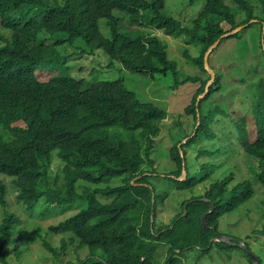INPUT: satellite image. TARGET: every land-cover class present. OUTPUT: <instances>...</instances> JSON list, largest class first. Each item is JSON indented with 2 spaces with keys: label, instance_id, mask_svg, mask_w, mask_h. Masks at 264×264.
I'll return each mask as SVG.
<instances>
[{
  "label": "trees",
  "instance_id": "16d2710c",
  "mask_svg": "<svg viewBox=\"0 0 264 264\" xmlns=\"http://www.w3.org/2000/svg\"><path fill=\"white\" fill-rule=\"evenodd\" d=\"M196 1L189 0L192 5ZM165 6L166 0H0V28L13 30L8 43L0 45V206H7L9 184L17 201L29 210L41 200L66 208L82 199V209L48 230L69 233L70 241L88 247L86 257L76 264H157L161 245L167 247L161 264H183L185 250L192 248L198 250V259L214 248H238L254 264L249 250L264 264V249L250 241L254 237L261 243L264 213L262 228L244 237L220 230L225 214L264 191V0H205L188 24L164 13ZM115 10L128 14L127 28L146 26L160 35L133 36V31L117 29ZM101 19L110 36L101 31ZM238 27L242 29L229 34ZM252 27L256 30L249 46L242 36ZM161 35L199 46V56H191L188 46L182 53L205 77L188 74L180 79L178 63L169 58ZM219 39L209 54V67L211 54L230 39H235L230 51L256 55L251 81L241 77L242 68L234 69L245 85L243 102L237 106L220 92L225 71L213 67L215 78L198 100L212 76L205 67V53ZM79 40L80 55L102 49L111 59L109 66L116 60L134 74L151 78L171 74L174 87L198 84L180 115H192L193 130L168 148L172 168L166 169L155 154L168 116L163 108L139 100L123 78L87 83L65 72L67 59L56 47ZM202 137L217 147L198 151L192 165L189 148ZM229 152L232 163L241 154L247 156L251 175L237 179L238 162L217 174L223 163L213 157ZM183 171L185 179L178 180ZM81 181L99 188L79 193ZM162 181L168 184L159 186ZM199 186L201 193L195 194ZM174 190L188 191L189 197L179 201L181 209L168 224L158 225L159 204L164 206ZM3 215L0 263H6L5 251L14 233L18 232L17 246L24 238L19 216ZM218 234L229 241L211 242ZM67 243L63 239L58 251L42 240L56 257Z\"/></svg>",
  "mask_w": 264,
  "mask_h": 264
},
{
  "label": "rangeland",
  "instance_id": "374dc122",
  "mask_svg": "<svg viewBox=\"0 0 264 264\" xmlns=\"http://www.w3.org/2000/svg\"><path fill=\"white\" fill-rule=\"evenodd\" d=\"M201 1V4H200ZM205 0H197L195 4H190L189 0H166V6L163 9L164 13L172 15L179 19L183 24H188L192 19L197 17L201 10ZM114 15L118 17V28L126 31H133L131 35H143L151 32H155L160 35L159 31L151 29L146 26H137L130 28L129 16L126 12L115 10ZM257 26V25H256ZM100 28L105 36H110V29L107 27L106 20H100ZM249 29L243 34L242 40H247L249 46L252 43L251 34L252 30ZM13 30L10 28H0V45H5L11 39ZM161 39L166 44V49L169 58L175 60L178 63V68L181 72L180 79L184 75L201 74L202 72L198 67L193 66L183 56V49L186 45L185 41L173 36L161 35ZM81 40L76 41L73 44H64L57 46L56 49L60 56L66 57L67 64H64V70L66 73L78 77L85 78L87 83L99 81V80H116L123 78L125 85L136 93L139 100L143 102H151L161 108H163L168 116L162 124L161 134L157 137L158 144L155 147V154L158 155L156 159L160 164L166 165V169L172 168V164L168 159V148L174 143L177 138H184L186 133L192 132V126L194 125L192 115L180 116L184 108L189 104L192 95L198 84L188 82L186 84H180L174 87L176 80L173 75L158 74L156 77L151 78L144 74H134L125 69L120 62L114 60L112 65H108L111 59L102 49H94L92 55L84 53L80 55L79 49ZM241 42V41H240ZM238 42V43H240ZM235 44V39H230L222 43L210 56L209 65L215 68L217 71H225V80H221L220 92L224 97L230 96L233 99V104L238 105L243 102V85L240 82V77L236 75L235 68H242V75L248 79V82L252 80L253 66L257 63L256 55L251 52H245L244 54L240 50L230 51L229 48ZM190 47L191 56H199V46ZM53 63H48L52 65ZM46 65V64H44ZM43 66V64H42ZM41 66V67H42ZM203 75V74H201ZM205 77V75H203ZM254 79V77H253ZM182 118V119H181ZM182 124L180 125V123ZM217 143L207 139L206 137L200 138L189 148V162L194 165L196 162L194 159L197 156L198 151L206 149L215 150ZM218 159L219 163H223V167L218 169L217 174H222L226 165L232 164L235 167L237 179H242L245 176L251 175L248 168L247 156L241 154L237 157V160L232 163V157L230 152L221 155L219 158L213 157V161ZM58 161H54L53 170L57 172ZM231 165V166H232ZM236 179V178H235ZM9 180V179H8ZM168 184V182H158L159 186L162 184ZM210 183V181H208ZM162 187V186H161ZM203 186L196 188L195 194H200ZM11 184L8 187V194L6 196L7 206L3 208L0 206V219L7 213H16L21 223L19 229L24 230V238L22 243L17 246L16 240L18 232L14 233L11 243L5 251L6 263L0 264H76L78 259H83L88 254V247H79L76 241H70V234H50L48 233L49 227L63 221L65 218L70 217L80 209L84 207L83 200L79 199L72 203L69 207L63 208L55 203H47L43 200L39 201L35 205L33 210L26 209V206L16 199V191ZM99 188L97 185H91L87 182H79L78 191L83 193L84 190ZM188 191H177L171 194L168 200L164 203V206L159 204L158 211V225L168 224L173 217L180 211L181 206L179 201L188 198ZM98 198L102 199V196L98 194ZM264 191L253 198L251 201L243 205L239 210L225 214L220 220V230L222 232H229L232 235L246 236L252 233L253 229H261L263 223L262 213H264ZM159 226H157L158 228ZM255 234H252L254 236ZM240 236V237H241ZM260 242L254 237L250 238L253 247L260 246L264 249V237L259 236ZM45 238V239H43ZM59 251L62 246V240H67V247L63 254L58 257L54 253H51L48 248L42 244V240H46ZM167 247L161 245L158 252L156 263L161 264L165 260ZM264 255V254H263ZM183 264H249L247 257L243 252L235 248L233 250L219 251L216 248L212 249L209 254H206L198 259L197 249L185 250L182 256Z\"/></svg>",
  "mask_w": 264,
  "mask_h": 264
},
{
  "label": "water",
  "instance_id": "95a60500",
  "mask_svg": "<svg viewBox=\"0 0 264 264\" xmlns=\"http://www.w3.org/2000/svg\"><path fill=\"white\" fill-rule=\"evenodd\" d=\"M242 29V27H238L237 29H235V30H233L232 32H230L229 34H234V33H236V32H238V31H240ZM229 34H226V35H229ZM220 42V39L219 40H217L207 51H206V53H205V67H206V69L212 74V76H211V80L208 82V84H207V88H206V91H205V93L208 91V89H209V86H210V84H211V82H212V80H214V78H215V74H214V72L210 69V67L208 66V64H207V61H208V57H209V54L213 51V48H215L217 45H218V43ZM185 174H186V172L185 171H183V173H182V175L179 177V178H177L178 180H183V179H185ZM153 202L155 201V196H153ZM185 208H186V205H185ZM187 214V212L185 211V213H184V215H186ZM205 217H206V214H204L203 215V218H202V220H203V223L205 224ZM215 240H220V241H225V242H227V241H229V239L227 238V237H225V236H221V235H219L218 234V238L217 239H213L211 242H213V241H215ZM240 245H242L244 248H246L245 247V245H243V244H240ZM247 253L250 255V257L252 258V260H253V262H254V264H259V259H258V257L256 256V255H254L251 251H247Z\"/></svg>",
  "mask_w": 264,
  "mask_h": 264
},
{
  "label": "clouds",
  "instance_id": "9594fccd",
  "mask_svg": "<svg viewBox=\"0 0 264 264\" xmlns=\"http://www.w3.org/2000/svg\"><path fill=\"white\" fill-rule=\"evenodd\" d=\"M210 69H211V68H210ZM211 70H212V69H211ZM212 71H213V70H212ZM212 82H213V80H212ZM212 82H211V83H212ZM205 94H206V93L204 92L202 95H200L199 98H198V100H200V98L204 97Z\"/></svg>",
  "mask_w": 264,
  "mask_h": 264
}]
</instances>
